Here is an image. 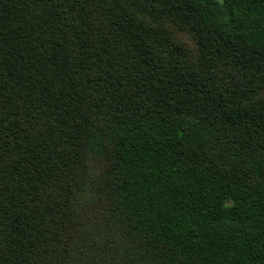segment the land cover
I'll return each instance as SVG.
<instances>
[{
  "label": "trees",
  "instance_id": "16d2710c",
  "mask_svg": "<svg viewBox=\"0 0 264 264\" xmlns=\"http://www.w3.org/2000/svg\"><path fill=\"white\" fill-rule=\"evenodd\" d=\"M0 264H264V0H0Z\"/></svg>",
  "mask_w": 264,
  "mask_h": 264
},
{
  "label": "clouds",
  "instance_id": "9594fccd",
  "mask_svg": "<svg viewBox=\"0 0 264 264\" xmlns=\"http://www.w3.org/2000/svg\"><path fill=\"white\" fill-rule=\"evenodd\" d=\"M225 207H227V205H225Z\"/></svg>",
  "mask_w": 264,
  "mask_h": 264
}]
</instances>
